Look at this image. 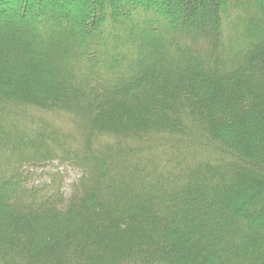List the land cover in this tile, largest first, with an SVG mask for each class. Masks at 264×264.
<instances>
[{
	"label": "trees",
	"instance_id": "trees-1",
	"mask_svg": "<svg viewBox=\"0 0 264 264\" xmlns=\"http://www.w3.org/2000/svg\"><path fill=\"white\" fill-rule=\"evenodd\" d=\"M19 1L0 264H264V0ZM51 161L79 172L68 196L23 171Z\"/></svg>",
	"mask_w": 264,
	"mask_h": 264
},
{
	"label": "rangeland",
	"instance_id": "rangeland-1",
	"mask_svg": "<svg viewBox=\"0 0 264 264\" xmlns=\"http://www.w3.org/2000/svg\"><path fill=\"white\" fill-rule=\"evenodd\" d=\"M78 2V5L82 8L87 4L86 0H75ZM20 7L16 8V12L18 11L21 15L26 13V10L31 7L30 4H28L27 0H20L19 1ZM172 7L174 5L170 3ZM78 7V6H77ZM79 8V7H78ZM176 12H178V9H175ZM24 16V15H23ZM37 167L29 168L27 166L24 167L23 171L32 172V174L35 175V184L37 183H44L46 175L44 174L46 171H52L53 173L57 172L60 174V177L64 179V195L68 196L70 192V185L74 182L77 175H79V172L72 167L68 165H60L58 161H51L47 162L45 164L36 165ZM47 179V177H46Z\"/></svg>",
	"mask_w": 264,
	"mask_h": 264
},
{
	"label": "bare ground",
	"instance_id": "bare-ground-1",
	"mask_svg": "<svg viewBox=\"0 0 264 264\" xmlns=\"http://www.w3.org/2000/svg\"><path fill=\"white\" fill-rule=\"evenodd\" d=\"M163 6V5H162ZM248 125V124H247ZM246 130V129H245Z\"/></svg>",
	"mask_w": 264,
	"mask_h": 264
}]
</instances>
